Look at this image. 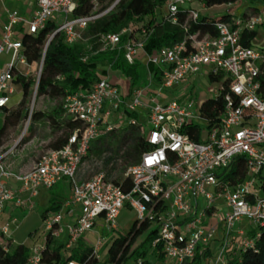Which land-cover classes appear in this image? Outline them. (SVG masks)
I'll list each match as a JSON object with an SVG mask.
<instances>
[{
  "label": "built area",
  "instance_id": "1",
  "mask_svg": "<svg viewBox=\"0 0 264 264\" xmlns=\"http://www.w3.org/2000/svg\"><path fill=\"white\" fill-rule=\"evenodd\" d=\"M78 1L36 0L35 10L26 17L0 0V56L10 55L9 62L0 67V109L10 108V96L15 86L20 87L15 83L18 76L30 78L31 68L36 67L37 83L42 71L43 57L39 63L30 64L24 56V34L36 35L53 24L44 52L56 34L67 45L85 42L89 24L113 7L97 13L99 0H90L94 4L92 11L74 18ZM205 9L203 0H165L161 18L154 25H177L185 19V28L188 20L195 22ZM262 24V12L231 16L226 22L215 23V37L188 34L183 41L150 54L145 44L154 25L138 33L124 28L119 33L100 36L101 47L92 54L115 50L121 37L128 35L124 58L129 64L143 62L148 69V85L131 87L129 101L108 77L99 78L88 92L68 94L62 103L64 115L80 122L81 127L72 132L64 146L47 150L26 172L10 173L3 164L23 136L3 153L0 147V218L7 207L12 214L16 210L32 211L41 189H51L64 181L70 195L59 211L44 217V243L49 238L61 242L66 250L73 249L99 223L109 232L115 230L127 206L139 224L149 222L157 228L152 248L162 246L167 264H227L229 257L254 249L264 234V195H259L260 189L256 191L259 176L264 174V39L259 38ZM253 31L256 36L245 45L243 33ZM18 65L27 71L22 72ZM150 66L159 69L157 83ZM205 76L218 85L206 91L211 95L208 100L220 99L224 104L220 116L213 120L201 111L207 100L196 102L190 98L193 83ZM106 105L107 115L110 110H139L145 114L148 126L146 142L150 149L138 164L125 170L124 177L131 181L127 192L101 173L87 181L77 180L91 142L101 134L100 121ZM129 123L139 122L130 119ZM113 126L110 124L106 131ZM196 127L198 141L188 130ZM237 157L246 159V176L243 182L231 185L220 179L219 173L228 171ZM10 180L15 187L8 185ZM206 187L214 192L208 193ZM8 218L0 225V245L6 252L14 246L10 227H18V220ZM44 243L30 249L27 264H41ZM100 246V239L92 246V255L98 261ZM136 263L144 264L141 260Z\"/></svg>",
  "mask_w": 264,
  "mask_h": 264
},
{
  "label": "trees",
  "instance_id": "2",
  "mask_svg": "<svg viewBox=\"0 0 264 264\" xmlns=\"http://www.w3.org/2000/svg\"><path fill=\"white\" fill-rule=\"evenodd\" d=\"M238 1L203 0V3L206 8H212L235 4ZM249 1L257 3L258 6L250 9L242 17H247L249 14L264 13V0ZM164 2L165 0H99L97 13H102L111 6L113 7L110 11L89 24L84 35L85 42L67 45L63 41L62 36L56 34L47 45L45 52L44 47L47 37L54 31L53 24H48L36 35L24 34L21 40L24 56L30 64L39 63L43 57L42 71L37 83L36 80H31V78L25 79L21 76L16 78L15 83L20 85L22 99L15 110L13 108L0 109V112L3 113V125L0 129V147L3 145L8 130L18 125L22 120L29 118L30 112L28 110L25 111L24 107L27 99L32 94H35L36 98L48 97L63 101L68 94L76 93L79 90L88 92L92 85L101 78L97 71L99 66H106L113 72L120 74L121 77L129 81L131 87L137 84L140 79V70L145 66L143 62L138 60L132 64H129L125 60L124 45L128 35L121 37L120 45L115 50L97 52L96 54L92 53L100 49L99 38L102 35L119 33L124 28H129L132 32L138 33L141 28L154 25L156 20L161 18V9ZM93 7L94 4L90 0H79L72 16L74 18L86 16L92 11ZM231 16L228 13L219 19L211 20L200 14L195 22L188 20L185 28H183L185 19H181L177 25L157 23L154 25L153 31L146 41L145 51L150 54L169 47L174 43L183 41L188 34H197L199 37H215L217 35L215 23L226 22ZM260 27L264 28V24ZM255 36V31L243 33V43L249 45ZM90 46L92 48L88 49ZM85 57L86 60L83 61ZM149 70L153 72L156 83L159 82V69L155 66H150ZM122 96L125 97L124 95ZM223 108L224 104L220 99L216 101L207 100L203 103L201 111L203 115L213 120L220 116ZM123 112L128 116L129 120L138 119L135 112H128L125 109ZM104 113L105 109L103 110ZM102 118L100 129L104 130V134L99 135L91 142L86 158H89L92 154L97 156L103 155L99 164L101 167L102 165L106 167L111 165V173L115 174L114 178L111 177V173L104 178L119 186L124 192H127L131 188V181L124 177L123 170L119 173L116 170L118 161H127L129 166L140 162L142 154L150 149V146L146 142L148 130H145L143 124L136 123L133 125L128 121L125 127L119 129L121 132H116L115 130L119 128L116 126L119 124V121H116L113 123V129L106 131V127H102ZM39 122H51L59 126L62 131L59 136L54 135L52 138H49L50 149L48 150H56L64 146L72 132L81 127L80 122L64 115L63 107L60 108L59 113L56 115L31 111L27 133L30 128L33 131L35 124ZM188 130L192 139L198 141L196 136L197 127L196 129L189 128ZM29 136L27 135L26 138ZM26 138L24 137L20 143H25ZM104 153L107 154L106 157ZM245 160L244 157H237L232 161L229 168L230 172L225 176V180L231 185L241 183L245 179ZM259 180L261 182L260 190L262 195H264V176L260 175ZM65 200L66 196L63 195L61 189L58 192L50 194L47 208L41 214L42 221L48 213L59 211L61 206L66 202ZM113 231L115 230H111V232ZM156 235V227L152 226L149 222L139 224L135 220L125 235L113 240L107 249L104 261L96 260L92 255V247H87L82 240L77 243L75 248L66 250L61 242L45 238L41 264H67L69 261H77L81 264H126L129 259H133L135 262L141 260L144 264H157L164 259V253L160 244L152 248ZM139 239H142L141 242L136 244ZM147 244L151 248L150 257L151 259L153 258V261L148 257V251L145 249ZM29 253L30 249L23 245L10 246L8 252L0 245V264H27ZM206 254L208 252H204V255ZM227 264H264V234L256 241L254 249L229 257Z\"/></svg>",
  "mask_w": 264,
  "mask_h": 264
},
{
  "label": "rangeland",
  "instance_id": "3",
  "mask_svg": "<svg viewBox=\"0 0 264 264\" xmlns=\"http://www.w3.org/2000/svg\"><path fill=\"white\" fill-rule=\"evenodd\" d=\"M4 6L6 7H14L18 9V11L22 12L19 5L16 3L10 2L9 0H6L4 2ZM257 3H251L249 0H239L235 4L231 5H222V6H215L212 8H206L205 10L201 11V15L206 16L207 18L211 20H216L219 19L225 15H227L229 12L233 17L240 18L242 17L245 13L250 11V9H253L257 7ZM2 7L3 5L0 3V31L2 27ZM198 7V6H195ZM24 13V12H22ZM264 37V28L260 29L259 32V38ZM10 60V55L7 56H0V64L1 62H9ZM17 68H19L22 72H26L27 68L18 65ZM34 67L33 69L31 68L30 71V78L31 80H36L37 79V71ZM98 73L100 74L101 77H108V78H116L117 74L116 72H113L110 68L108 67H98L97 68ZM148 85V74H147V69L144 67L140 70V79L135 84L132 88H143ZM193 86L195 87L193 93L190 94V98L194 99L196 102H204L205 100H208L211 98L210 94H207L206 91L210 88L217 89L218 85L211 83L209 79L205 77L198 78L194 83ZM22 99V93L21 89L18 86H15V92L10 96V108H13L14 110L17 109V105L20 103ZM63 101L60 99H51L48 97H39L36 98L35 94H32L28 99L27 103L24 107L25 111L30 110L34 112H42L44 114H57L60 111V108L62 107ZM106 108V107H105ZM109 109H105V112H108ZM109 115L103 114L102 115V127H108L110 124H113L116 121H119V124L116 126L119 127H125L128 124L129 118L128 116L120 109L118 112H114L112 110L109 111ZM138 116L137 121L140 124H143L145 127V130H148V126L146 124V118L145 114L139 110L135 112ZM27 120H22L18 125H16L13 128H10L7 132V136L3 142V145L1 148L3 149L2 153L5 150H8L16 140H19L20 137L21 140L23 138L27 137V135H30L28 138H26L25 143L17 146L16 150L12 155H9L7 158L3 160V164L5 168L7 169L8 172L10 173H23L28 170H30L34 164L37 162V160L48 150L50 149L49 147V138H52V136H59L62 131L59 126H56L55 124L50 123H44V122H39L38 124H35L34 130L29 129V132L27 133L26 127L28 128ZM136 120V119H135ZM3 125V113L0 112V129L2 128ZM116 132H121V130H115ZM100 132L104 134V130L100 129ZM21 142V141H20ZM103 155H95L92 154L90 155L89 158L84 159L79 172H78V180L80 181H87L91 179L93 176L96 174H103L104 177H107L112 170H111V165L108 167L99 164L100 160H102ZM104 156L106 157L107 154L104 153ZM129 167L127 161L119 160L118 161V166L116 170L121 172L122 170L123 175L125 173V170ZM230 170L223 172L221 171L219 173L220 179H225L226 174H228ZM225 173V174H224ZM111 177L114 178L115 174L111 173ZM110 181V180H109ZM62 182L58 184L60 189L62 190ZM258 185V183L256 184ZM65 189L69 191V186L66 185ZM205 190L208 193H213V188L206 187ZM63 191V190H62ZM56 189H52L46 193H44V197L40 200H37V204H35V207L32 211L30 212H20L19 210H16L13 212L12 216L8 218L10 219H16L18 220V227L17 229L14 226L10 227V236L11 240L14 243V246L16 245H23L27 247L28 249H31L34 246H42L44 243V227L41 219V214L42 212L47 208L46 207V198L52 193H55ZM67 193V192H66ZM8 215V214H7ZM6 219L8 216H5ZM6 219L4 221L0 220V225L6 223ZM136 220V215L134 211H132L129 207H125L123 209L119 219H118V227L115 229L113 232L107 231L100 223L97 224L94 229L87 233L82 242L87 246V247H92L93 245L96 244L98 239L101 240V246L100 250L98 252V255L100 256V261H104L106 259L107 255V249L111 245L114 239L119 238L123 235H125L130 228L131 224L133 221ZM142 239H139V241L136 244H139ZM215 244H213V247ZM145 249L148 251V257H150V246L147 244L145 246ZM153 261V258L151 259ZM126 264H137L135 260L129 259L127 260ZM157 264H167V260L165 258L157 263Z\"/></svg>",
  "mask_w": 264,
  "mask_h": 264
},
{
  "label": "crops",
  "instance_id": "4",
  "mask_svg": "<svg viewBox=\"0 0 264 264\" xmlns=\"http://www.w3.org/2000/svg\"><path fill=\"white\" fill-rule=\"evenodd\" d=\"M5 1H6V0H4V2H5ZM9 1H10V2H13V3H16L17 5H19L21 11L24 12V13L18 11V9H16V8H14V7H9V8L17 10L18 13H19L21 16H26V17H27V16H30V15L33 13V11L35 10V2H36V0H9ZM261 28H262V27H261ZM261 39H264V37H262ZM4 63H5V62H1L0 67H1ZM99 67H106V66H99ZM116 74H117L116 78H111V79L109 78V79H110V81H111L112 83H115V84H117V85L120 87L121 92H122V95H124V96L126 97V101H129V99L127 98V95H128L129 92H130V88H131L130 83H129L128 80H126V79H124L123 77H121L120 74H118V73H116ZM103 77H104V76H103ZM106 108L108 109V106H107V105H106ZM106 108H105V109H106ZM105 113H106V112H105ZM262 176H264V174H262ZM60 182H62L61 184H62L63 195L66 196V200H65V201H67L68 198H69V195H70V189H69V191H67V189H65V187H66V185H67V186H69V185H68L67 183H65L64 181H60ZM60 182H58V183L56 184L57 187H55L56 185L52 187V188L55 187L56 192H58V191L60 190V187L58 186V184H59ZM8 185H9V186H13V187H15L16 184H15L14 181L10 180V181H8ZM260 186H261V182H260V180H258V185H257L256 191L259 192ZM69 188H70V187H69ZM48 191H50V189H41V190L39 191V194H38L37 198H36L35 204H37V200H40V198L42 199V198L44 197V193H46V192H48ZM66 192H67V193H66ZM259 195H262L261 191L259 192ZM48 200H49V196H47V198H46V206H47ZM7 214H8V215H7ZM10 214H12V213H10V208L7 207L5 214L0 218V220H1V221H4V219H6L5 216H9ZM120 215H121V214H120ZM119 217H120V216H119ZM7 218H8V217H7ZM118 219H119V218H118ZM118 219H117V227H118ZM243 223H245V222H243ZM217 238H219V235H217Z\"/></svg>",
  "mask_w": 264,
  "mask_h": 264
}]
</instances>
